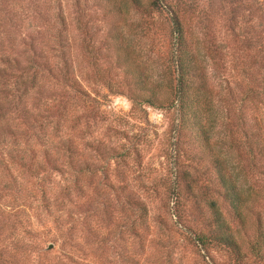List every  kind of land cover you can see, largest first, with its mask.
I'll list each match as a JSON object with an SVG mask.
<instances>
[{
  "label": "rangeland",
  "instance_id": "374dc122",
  "mask_svg": "<svg viewBox=\"0 0 264 264\" xmlns=\"http://www.w3.org/2000/svg\"><path fill=\"white\" fill-rule=\"evenodd\" d=\"M167 1L0 0V264H232L196 243L209 199L242 264H264L250 249L264 235V155L228 146L225 124L264 138V0ZM175 14L205 77L195 107L246 199L240 219L171 99ZM14 57L36 58L31 82Z\"/></svg>",
  "mask_w": 264,
  "mask_h": 264
},
{
  "label": "trees",
  "instance_id": "16d2710c",
  "mask_svg": "<svg viewBox=\"0 0 264 264\" xmlns=\"http://www.w3.org/2000/svg\"><path fill=\"white\" fill-rule=\"evenodd\" d=\"M131 8L139 11H148L159 10L165 7H169L171 10V4L167 0H129ZM173 29L172 33L175 34L177 42V52L176 61L174 63V82L172 85V101L175 100L179 102V109L181 112V123L180 126H189L193 125L195 133L201 140V151L209 156L210 162L214 167L217 181L216 191L219 195L223 197L225 201L229 204V207L232 209L235 216L239 219L242 217L243 208L246 207V199L240 190L236 179L231 173L229 166L226 163V160L221 157L217 152L214 151L213 146L210 142V133H209V124L206 123L208 119L202 115L201 109L195 106H198L199 102L197 101V94L193 89L195 83L197 86L204 88L205 77L201 74V66L192 60V56L189 51L186 49L185 38L183 35V29L178 20L177 14L172 17ZM128 54L124 58H128ZM192 60V62H191ZM36 58L32 57V62L30 65H24L21 63L20 58L14 57L12 60L7 59L6 63L9 66L15 67L18 71L16 75L19 84L25 85L27 81L31 82L34 78V74L23 76L24 70L30 68L34 65L33 62H36ZM124 63V62H123ZM177 71V72H176ZM176 72V73H175ZM3 75H7L9 71L6 69L1 71ZM0 73V74H1ZM66 76V74H63ZM142 77V76H140ZM143 80V81H142ZM141 83H146L148 81L147 77L143 78ZM71 85L75 89H78V86L71 82ZM146 87V86H145ZM21 90H25L23 86L19 87ZM156 91H150V96H155ZM149 96V97H150ZM0 103V109H1ZM3 109V108H2ZM1 109V110H2ZM228 136L226 143L230 147H235L241 149V146L245 147V150L249 157L254 156L256 153L264 155V138L260 133H256L252 130L246 128V126L240 128L242 137L238 138L234 134V128L230 125L229 122H225ZM249 130V131H248ZM52 167H55L54 164H51ZM178 197V196H177ZM208 206L210 210V215L207 218L208 228L206 231L197 232L195 234L196 243L201 245V248L208 249L209 245H216L226 249L234 257L232 264H242L244 259V254L241 249V243L231 231L230 225L224 217L222 211L220 210L216 200L209 199ZM260 220H258V226H260ZM262 232V231H258ZM260 234V233H259ZM250 249L255 253H264V235L260 236L257 243H251Z\"/></svg>",
  "mask_w": 264,
  "mask_h": 264
}]
</instances>
